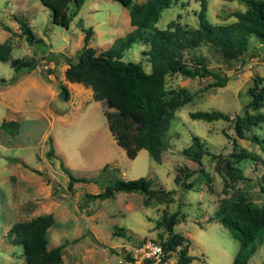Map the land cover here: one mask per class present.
Returning a JSON list of instances; mask_svg holds the SVG:
<instances>
[{"label": "rangeland", "instance_id": "1", "mask_svg": "<svg viewBox=\"0 0 264 264\" xmlns=\"http://www.w3.org/2000/svg\"><path fill=\"white\" fill-rule=\"evenodd\" d=\"M202 1L212 23L234 21L231 12L248 6L245 0H173L155 25L165 28L172 22L197 27ZM129 17L128 8L117 0H85L64 26L53 20L51 9L40 0H0V42L10 44V59L33 56L37 61L32 69L15 71L9 61L0 59V122H18L15 133L0 129V264H24L22 248L10 240L8 229L15 221L45 213L54 216L47 230V246L67 241L60 264H134L125 254L143 240L165 239L164 219L173 212H177L174 230L185 235L189 245L185 253L182 246L171 250L168 264H231L239 242L215 214L221 198L232 192L231 188L223 191L227 162L239 166L245 175L235 181V188L254 203H264L258 184L264 175V141L260 144L250 138L253 133L264 138V121L246 131L249 136L245 138L233 129L238 115L245 109L253 111L247 105L248 88L258 77L264 84V42L251 36L247 50L236 58L226 57L206 41L184 49L188 67L195 68L199 56L209 69L228 77L227 82L215 85L211 74H167L166 98L181 99L182 104L164 136L161 161L154 160L145 148L130 158L111 135L100 101L92 94L87 97L85 92L92 88L64 76L67 60L74 61L83 46L82 27L89 26L93 31L88 45L96 52L113 46L122 60L138 61L149 71L144 53L148 45L122 42L133 28ZM19 19L28 22L32 39L22 32ZM61 83L67 85L68 100L60 96ZM196 110L222 111L229 118H193L190 113ZM194 134L211 152L202 156L203 170L183 153ZM241 148L260 158L238 159L235 153ZM62 164L75 176L90 180L75 181L69 187ZM182 165L194 172L175 181ZM114 176L150 178L152 188L161 190L154 194L117 190L108 198L86 196L102 191ZM186 255L190 261L181 263ZM247 264H264V241Z\"/></svg>", "mask_w": 264, "mask_h": 264}, {"label": "trees", "instance_id": "2", "mask_svg": "<svg viewBox=\"0 0 264 264\" xmlns=\"http://www.w3.org/2000/svg\"><path fill=\"white\" fill-rule=\"evenodd\" d=\"M40 1L51 9L55 22L68 26L85 0ZM117 1L128 8L129 21L133 25L127 33V41L122 40V42H127L126 45H128L131 42L140 41L148 45L144 53L148 56L150 70L146 71L138 61L122 60L113 46L96 52L95 47L88 45L92 27L81 26L85 32L83 46L74 61L67 60L68 66L64 76L69 81L80 82L92 88L93 99L100 101L111 135L125 150L128 157L134 158L141 148H145L154 160L160 162L164 136L174 111L182 104L181 99L166 98V75L177 72L203 77L211 74L216 78L213 84L225 85L228 77L209 69L199 56L195 57L197 66L188 67L185 64L183 50L192 49L206 41L218 46L228 58L240 57L247 50L251 36L264 42V0H245L248 4L247 8L232 11L231 14L236 17V20L228 23L209 21L205 3L202 1L203 6L198 11V25L194 28L180 27L172 22H169L165 28H158L155 25L162 10L170 7L173 0ZM19 21L22 32L27 34V38L32 39L33 33L28 22L24 19ZM10 50L11 46L7 41L0 42V59L9 61L15 71H26L36 66L37 61L33 56L10 59ZM262 79L258 77L248 88L250 99L247 105L251 106L253 111L245 109L243 115H238L234 119L233 129L241 138L249 136L246 131H252L253 125L264 121V111L261 110L264 105ZM59 93L63 99H69L66 84H60ZM190 114L193 118L209 121L229 118L222 111L196 110ZM0 129L6 133H15L18 122L3 119L0 122ZM191 137V143L183 148V153L196 161L200 170H203L202 156L211 152L204 148L203 141L198 135L194 134ZM250 138L260 144L264 141V138L256 133H253ZM51 153L52 147L49 149V154ZM235 156L238 159L260 158L259 154L247 148H241ZM62 169L69 177V187L75 181L90 180L87 177L75 176L64 164ZM180 171V175H175V181H179L181 176L187 178L194 172L186 165H182ZM225 171L223 191L227 192V189L231 188L232 192L221 198L215 214L218 221L226 226L239 242L231 264H247L249 257L264 241V203H254L241 189L235 188V181L245 178L239 166L233 162H227ZM210 179L211 177L207 176V182ZM94 181L98 182L97 177ZM258 184L260 191L264 192V175ZM208 187L211 189L209 183ZM117 190L154 194L161 189L152 188V180L143 176L131 179L114 176L112 179H107L102 191L88 192L86 196L89 199L108 198ZM176 214L177 212L170 213L164 219L167 237L160 243L166 254L176 246H182L185 253V248L189 245V239L174 230ZM53 222V214L45 213L27 220L15 221L9 227L8 237L21 246L24 264H60L61 249L67 241L51 248L47 246V230ZM124 257L127 260L132 259L130 252H127ZM188 261H190V255L180 258L181 263Z\"/></svg>", "mask_w": 264, "mask_h": 264}, {"label": "built area", "instance_id": "3", "mask_svg": "<svg viewBox=\"0 0 264 264\" xmlns=\"http://www.w3.org/2000/svg\"><path fill=\"white\" fill-rule=\"evenodd\" d=\"M131 261L134 264H168V254L159 241L146 239L132 246Z\"/></svg>", "mask_w": 264, "mask_h": 264}, {"label": "crops", "instance_id": "4", "mask_svg": "<svg viewBox=\"0 0 264 264\" xmlns=\"http://www.w3.org/2000/svg\"><path fill=\"white\" fill-rule=\"evenodd\" d=\"M76 87H77V86H76ZM78 88H79V87H78ZM78 88H77V89H78ZM85 91H86V90H85ZM85 93H86L87 97H89V95L92 94V90L88 89Z\"/></svg>", "mask_w": 264, "mask_h": 264}]
</instances>
